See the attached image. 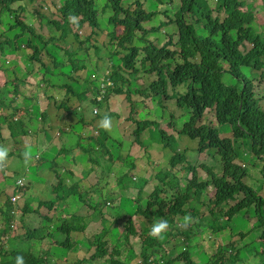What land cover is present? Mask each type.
Returning a JSON list of instances; mask_svg holds the SVG:
<instances>
[{
	"label": "trees",
	"instance_id": "16d2710c",
	"mask_svg": "<svg viewBox=\"0 0 264 264\" xmlns=\"http://www.w3.org/2000/svg\"><path fill=\"white\" fill-rule=\"evenodd\" d=\"M13 1L19 0H0V13L9 11L10 16L13 17L10 25L6 26L13 34H11V40L4 44L5 53L12 52L14 55H19L22 51L29 52L31 54L29 59L35 61H38V56L42 54L43 60L40 64L47 70L46 73L41 71L42 79L43 75L44 80L48 82H50V78H54L56 83H50L52 88L63 90L65 96L69 95L71 99H76V104L71 105L67 113L70 115L79 113L80 133L86 138L85 146H82V150H80L87 155V160L93 161V163L97 162L92 157V152L98 154L97 156L100 158L102 152L109 153V150L103 151V147H106V140L107 138L110 140V138L104 129L96 128L99 133L93 134L94 128H87L93 121L85 122V113L78 111L82 106L80 103L85 101L83 104H98L102 101L105 105L112 92L123 95L126 99H130L131 92L141 94L146 99L168 96L170 101H173L172 99L176 97L177 107L190 109V119L184 123L179 133L191 139H198V150H213L215 155L219 156L221 173L217 174L211 167L202 165L207 173L205 179L199 178L196 166L188 163L181 167L185 168L188 173L191 172V177L186 180L179 193L172 198V202L165 212L160 209L164 203L162 196L168 186L173 188L177 183L176 166L186 162L185 154L175 151L173 148L170 149L167 144H165V148H167L169 156L165 165L161 163L155 169L154 179L157 184L151 192L146 193L144 190L148 183L142 175L144 167L134 172L135 167L131 164L132 171L137 175L140 174V179L131 174V181H129L126 173L122 176L117 173V191L108 184L100 185L104 187L103 190L98 188L97 175L93 181L89 175L78 177L74 184L68 186L71 190L73 187V190L77 191L78 197L84 200L78 206L85 204L90 189L93 187V192L98 194L101 191L104 192V203L110 206H117V202L124 196L133 202L146 198V207L138 206L134 211L135 215L144 216V218L153 216L155 219L162 217L172 223L176 217L180 218L188 214V207L192 208V211L189 212L192 216L199 214L193 200L200 202L201 195L204 192H209L212 187L213 195L209 197L208 202L203 200V203L210 205L208 210L210 218L212 216L218 218L222 214V216L225 215V221L221 222L219 218L216 220V224L210 223L208 226L216 233L219 231L218 236H226L228 235L226 227L232 217L242 213L245 208L254 206V215L257 226L260 228L259 242L263 247L261 253L264 255V195L258 193L260 189L264 190V188H258L257 191L247 183L246 178L251 179L249 163H245L239 158V147L243 148L242 145L246 144L249 145L247 151L264 163V33L254 29L253 6L247 0H213L212 3L210 0H179V6L174 12V20L170 18L168 21H162L157 11H146L139 0H135V4L132 6L130 3L126 8L122 6V0H108L106 6L100 9H96L94 0H63L55 11L59 16L58 19L46 12L43 5L35 7L36 20L43 26L51 27L54 31L47 39L44 33L32 31L31 27L18 17V13L24 11L26 7L33 6L34 1L30 0L32 2L26 3L25 7L20 5L17 10H12L10 5ZM107 7L108 10H106ZM16 11L18 12L16 13ZM106 11H108L107 14ZM104 15L105 19L103 20ZM73 16L77 19L75 25L70 23V18ZM104 21L113 29L112 32L107 33L108 37L105 36L102 29L106 26V24L102 26ZM170 24L175 26L171 27L173 31L169 30ZM117 26L122 28L120 35L115 32ZM161 27H164L163 31L168 34L167 40L163 44L157 45L155 40L149 37V34L157 33ZM89 30L90 33L85 36V42H89L88 40L93 38L95 50L99 51L98 43L104 36L103 41L106 48L102 54H105L106 59L111 61L105 75L111 84L107 85L103 92L101 85L98 84L99 76L96 75L99 64L105 61L103 57L97 56L94 68H88L91 69L90 72H87L88 69H86L84 79H80L74 73L85 66V62L80 58L81 55L76 52L82 42L80 36ZM113 40H116L121 46L115 45ZM49 43L53 45L50 47ZM135 43L138 45L141 43L142 50H139ZM246 43L250 45L246 46ZM60 48L65 49L69 63H65L63 57L59 55ZM140 54L144 55L138 59ZM115 57H117L116 60L113 59ZM17 64L19 63L14 58L0 57V66L5 69L15 67ZM30 67L32 66L28 68ZM125 72L129 77L124 74ZM142 72L157 74L156 79L146 81V85L150 89L148 94L143 93L144 87H137L135 84L136 87L130 88L125 85L129 83L134 85V82L130 80L132 79L131 75L135 74L136 77L138 73ZM224 75L228 77L229 81H223ZM85 83H88V87L83 88ZM89 89L93 92L92 97L86 95ZM169 89L173 90L174 94L170 95ZM47 97L49 103L43 118L49 116L48 109L52 102L54 104L52 105L57 109H64L58 98ZM26 103L33 109H38V106L32 104L30 100H27ZM139 103L144 104L142 101ZM206 109L213 111L216 119L215 124H198ZM130 110H132V104H130ZM91 113L96 112L91 110ZM129 119L131 118L128 117ZM33 121L35 120L32 118L26 122L12 120L8 125L10 134L12 137L20 134L29 135L31 127L38 130L34 132L35 134L47 131L43 127L40 131ZM51 121V124L54 125L55 120ZM135 122L136 127L133 133L136 135H139L152 123L151 120H135ZM222 125L225 127L220 130ZM164 134L168 136L165 132ZM95 147L101 148L95 149ZM149 150L144 149L148 159L152 162ZM11 155H13L12 150L9 152V156ZM20 157H22L21 154ZM73 157L70 155L71 160L74 159ZM114 160L111 156L109 168L112 167ZM119 160L126 168L125 161ZM94 168L91 166L89 169L83 170L82 173L87 174ZM6 181L10 183L12 179L8 177ZM61 181L57 183V186L54 184L55 189L60 186L67 187V184H63L64 181ZM31 192L29 191V194L26 195L21 206L36 212L40 216L41 226L31 229L24 223L18 225L17 229L26 233L25 239L10 236L14 233L10 227L13 223L12 215L8 209L11 203L7 195H4V199H1L0 196V201L9 199L4 202V205H0V225H2L0 227V264H14V258L17 255L24 256L25 264H42V262L50 264L52 255L48 253L53 251L54 243L50 240L60 234L66 235L59 243L62 246L63 244L67 246L65 250H70L73 245H77L76 252L82 254L80 248L83 245L77 242L82 236L88 244L84 252L91 249L92 253L90 255L85 253L82 258L77 255L76 259H71L70 256L67 257L70 252H65L62 257L61 254L57 255L54 264H85V262H88L87 264H133L132 261L135 259L131 257L134 252L130 247V242L131 237L137 236L138 233L131 217L124 223L125 228L122 233H119L115 227L111 229L113 236L120 235L121 240L117 239L113 245H110L106 236L103 237V235L109 232L110 222H117L116 216L111 215L110 221L102 220L103 223L98 224L101 225L98 232L91 230L92 220L98 214L102 217L104 213L96 212L94 206L92 207L95 211L94 216L91 213L76 214L71 212L69 216L65 215L59 223L53 225L54 219L51 218L50 211L56 204L54 201H59L63 195L57 194L53 201L54 205L52 206L50 203L47 205L49 208L47 209L41 203L43 200L35 198L34 194L30 195ZM1 193L5 194L6 192L2 191ZM33 201H36L42 208L34 207ZM62 207L67 210V206ZM201 215L203 218L206 216ZM149 220V218L145 219L148 222ZM148 228L144 232H140L141 251L137 253L140 264H212L210 261L208 263L198 262L192 257L188 246H185L190 227L187 230H176L178 234L183 235L185 241L178 253H176L178 243H173V251L166 247V244L172 240H169L172 231L167 233L163 239H155L147 232ZM244 235V231H239L237 239L238 237L239 239L243 238ZM12 239H17L16 245L11 243ZM228 239L231 241L228 244L236 248L234 242L236 243L237 239L234 240L230 235ZM34 240H40L42 244L44 241L49 242L46 243L47 248L42 249L40 257H36L32 253L34 245L30 241ZM5 241L8 242V247L5 245ZM165 241L167 242L165 243ZM38 248L41 249V244ZM45 250H48V253ZM215 256H218V251ZM227 258L228 263H225L219 255L214 262L216 264H235L237 262L236 255L232 253L227 254ZM261 264H264V258Z\"/></svg>",
	"mask_w": 264,
	"mask_h": 264
},
{
	"label": "rangeland",
	"instance_id": "374dc122",
	"mask_svg": "<svg viewBox=\"0 0 264 264\" xmlns=\"http://www.w3.org/2000/svg\"><path fill=\"white\" fill-rule=\"evenodd\" d=\"M33 1V6H30L29 9L28 7H26L25 10L22 11V14L21 12H19L18 17L26 24H28L31 27L32 31H39L40 33H44L45 37L48 39L54 33V31L51 27L47 25L43 26L41 22L36 20V12L34 11L35 7L43 5L46 8V12L50 13L54 18L58 19L59 16L55 11L56 8L60 6L63 0ZM139 1L142 2V6L146 11H157L159 13V18L162 21H168L170 18L174 20V12L179 6V0ZM247 1L253 6V26L255 31L264 33V0ZM28 2L32 1L19 0L12 3L11 6L13 8L20 5H23L25 7L26 3ZM210 2L212 3L213 0H210ZM210 2L209 4L212 5ZM107 3L108 0H94L96 9H100L106 6ZM129 4L130 6L134 5L135 0L134 2L133 0H122L123 7L126 8ZM106 10H108V7ZM107 13L108 11H106V14ZM121 16H123V14H121ZM104 19L105 15L103 16V20ZM1 26L7 33L13 34L10 29L5 28L3 25ZM102 26L101 27L104 31L103 33L108 37L107 33L113 31L112 26L109 27V25L105 21L104 23H102ZM171 27L174 28V24L169 25V30L173 31ZM121 29L122 28H120V26H117V28H115V32L117 35H120ZM163 30L164 27H161L159 28V31L157 33L153 32L149 34V37L152 38V40H155V43L157 45L163 44V42L167 40L168 34ZM89 33L90 30L86 34L81 35L79 31L82 42L80 43V46L77 49L76 53L81 55L80 58H82L85 62V66L74 71V73L80 79H84L86 77V69L94 68L97 56H101L105 59V61H102L99 64V67L97 68V75L103 78L104 74H106L108 71L107 69H109V67L107 68V66H110L111 63L109 59H106L105 54H102V51L106 48V45L103 41L104 36L99 40L98 44L100 50L97 51L95 50V42H93V38L89 39V42H85V36H87ZM113 41L115 45L121 46L120 43H118L116 40ZM52 45V43H49L50 47ZM135 45L139 47V50H142L141 43H139V45L135 43ZM249 45L250 44L246 43V46ZM29 50L31 51V49ZM58 53L63 57L65 63H69L64 48H60L58 50ZM30 55L31 54L29 52L25 53L23 51L18 55L20 61L24 62L23 66H25V64L27 65V69L24 70L19 63L15 67H9L8 69H6V73L9 76L5 73L3 74L0 71V90L6 88V90L2 93V96H4L5 100L7 101L10 99V95L12 94L8 95V92L6 91L13 92L14 95H17V92L13 90V86L16 84L17 79V82L20 86V88H18V93L21 92V89L23 90V94H29L31 92L33 96H35L32 101L37 102L42 111L45 110L46 104L48 105L49 100L47 96L58 98L61 106L64 107V109H57L53 106L54 104L51 101L53 105L51 104L50 108L48 109L49 116L43 118L42 112L39 109H35L32 112L31 117L33 120H35L33 122L38 126L40 131L42 127L45 128L47 131H43L44 133L37 132L35 134L34 132L38 130H36V128L34 127H31L30 133H28L29 135L20 134L19 136L13 137L11 139V137L8 136V130H2L6 138L3 141H0V144L8 146L10 150L13 151V156H9L8 167L5 172L0 173L1 199L5 198L4 195H7L9 199L10 197H12L14 186L16 185V180L20 177H24L25 180H20L21 186L19 189L21 191L24 190V188H26V183L32 185L33 188L31 190L36 196L35 198H38L40 201L43 200L41 201V203L44 204L47 209H49L47 205H49L50 203H52V206L54 205L53 201L57 194L60 193L63 195L62 199H60L59 201H54L56 204L50 211L51 218L54 219V225L55 223H59L61 221V218L65 215L69 216L71 212H74L76 214H81L82 210H84V212L86 213L88 212V209L86 208L88 205L86 204L85 206H78V204L84 200L78 197L79 195L77 191L73 190V187L71 190L68 186H70L72 182L75 181L76 178H78L77 176H81V171L89 169L91 166H94L95 168L89 173L91 174L92 181L97 175L99 184L98 188L103 190L104 187H101L100 185L105 184L104 186H106V184H108L115 191L118 190V183L116 180L117 173L121 176L126 173V177L129 181H131V174L138 176L140 179V174L137 175V173L134 172H137L144 167L145 170L142 175L143 178L148 182L145 185L144 190L146 191V193L151 192L153 187L157 184V181L154 179V174L156 172L155 169L161 163H164L165 165L169 156V152L168 150H166L167 148H165V144H167L170 149L173 148L175 151L185 154L186 162L185 164L179 163L176 166V178L178 180L173 188L168 186L165 193L163 194L162 197L164 199V203L160 207L162 212L168 210V205L172 202V198L179 193V191L185 185L186 180L191 177V172L188 173L185 168H181L182 166H186V164L188 163L196 166L200 179H205L207 177L206 170L202 165L211 167L217 174L221 173L219 156L217 154L215 155V151H200L197 149L198 139H191L188 136L179 133L184 123L190 119L189 108L177 107L176 97L172 99L173 101H170L168 96H156L153 99H146L143 98L141 94H135V92H131L129 95V98L132 102L130 101V99H126L123 95H117L113 92L110 93L108 102L105 105L102 101H100L98 104H83V102L85 101H81L80 106H82L78 111L85 113V122L93 121L92 124L89 123L87 127L88 129L94 128L93 134L99 133V130L96 128L102 129L99 126V121L105 113L111 116L113 124L112 130L106 131L108 137L110 138V140L108 138L106 140L107 147H103V151L108 148L107 150H109V153L107 151L102 152L100 158L99 156H97L98 154L92 152L91 155L97 160V162L93 163V161L87 160L86 154H80V151L82 150L81 147L85 146L86 138L83 136V134L80 133L81 124L80 122H78L79 113H71V115L70 113H67L69 107L73 104H76V99H71L69 95L65 96V94H63V90H58L54 87L52 88L50 86V83H56V80H54V78H50V82H48L44 80L43 75L42 79L43 73L41 74V71H43L44 73L47 72L46 67H43L40 64V62L43 60L42 54L38 56L39 62L30 60ZM143 55L144 54H140L138 56V59H140ZM5 56L6 54L0 52V57ZM9 56L12 57L13 53L11 52ZM113 59L116 60L117 57ZM28 62L31 63L32 67L28 68ZM88 71L90 72L91 69H88L87 72ZM124 74L129 77L126 72ZM14 76H16V79L12 78ZM131 77L132 79L130 80L131 82H134V85L131 83L125 85H128V87L130 88H134L136 86H141V88L144 87L143 93L148 94L150 92V89L146 85V81H151L154 78L156 79L157 74L151 72L146 74L142 72L138 73L136 77L135 74H132ZM223 81H229L228 77L224 75ZM84 87H88V83H85L83 85V88ZM124 89L127 90V88ZM169 90L171 91L169 93L170 95L174 94L173 90ZM88 91L90 92L88 93V95L92 97L93 92L91 90ZM21 98V94H19L18 99L20 100ZM133 100H136L137 102H134ZM139 101H142L144 104L142 105V103H139ZM130 104H132V110H130ZM28 106L30 105L28 104ZM30 110L31 109L29 108V111ZM91 110H94V112L98 114H92ZM18 112L21 116H23V111H21L20 106H18ZM128 117H130L131 119L128 120ZM53 119L55 120V123L58 124L57 127L52 126L51 120ZM135 120H151L152 123L144 130H142L139 135H136L135 133H133V129L136 127ZM199 123L215 124L216 119L213 111L210 109H206L203 117L198 121V124ZM224 127L225 126L222 125L219 129L222 130L224 129ZM163 131L168 136H165ZM29 141H32L37 145L43 143L45 150L39 155L38 159L33 164H31L30 166H25L23 164L22 157H20V154L24 148V145ZM242 146L244 149L242 147H239V158L243 162L249 163L248 166L251 174V179L248 177L246 178L247 183L256 190L261 187L264 188V163H261L259 159H257V157L254 158L252 156V153L247 151V147H249V145L247 146L246 144H243ZM97 148L101 147H95V149ZM144 149H150V159L152 162H150V160L148 159V155L145 154ZM76 153H79L81 158L79 159L73 157L74 159L71 160L70 155L74 156ZM111 156L115 160L112 164V167L109 168V159ZM119 159H123L125 161V163L127 164L126 168L122 166V162ZM238 159L237 161L240 163ZM131 164L135 167L134 172L132 171ZM71 169H73V171L77 173V176H71L73 175V171ZM8 177L12 179V182L9 183L8 181H6ZM27 178L29 180H26ZM66 179L70 180V182H68ZM60 180H62L61 182L64 181L63 184H67V187L60 186L58 189H55L54 184L57 186V183H59ZM210 189L211 190L209 192H204L201 195L200 202L193 200V204L196 206L197 211L199 212V214H196L193 217L197 218L198 222L190 226V230L188 231L189 239L187 238L185 243V246H188L190 252L192 253V257H194L198 262L208 263L210 261V263L213 264L214 260L219 257V255H221L222 260H224L225 263H228L226 253L230 248H233L230 244H228L231 243L228 237L230 235V237L236 240L237 233L239 231H244V237L241 239H239L238 237V239L236 240L237 242H234L236 248H233V252H235V249H237L239 253L236 264H261L264 255H262L261 253L263 247L259 242L260 228L257 226L256 217L254 215V206L247 207L242 211V213L234 215L230 220L228 227H226L228 235L218 236L217 233H219V231H217L216 233V231L210 228L208 225L210 223L216 224V220L219 218L221 222H224L225 215L222 216L221 214V217L218 218H216L215 216H212L211 218L209 217L208 210L210 208V205H208L207 203L204 204L203 200H206V202H208L209 197L213 195L214 190L212 189V187H210ZM2 191H5L6 193H1ZM101 192L94 199L89 200V203L91 204L90 213L92 216H94L95 211H102L104 214L108 215H106L105 217H101L98 214L97 217H94L92 220L91 230H93L94 232H98L99 228L101 227V225L98 224L103 223L102 220H108L109 218H111V215L116 216L117 222H110L109 232L103 235V237L106 236L108 243L110 245H113L115 241H117V239L121 240V238L120 235H118V237H114L112 234L113 231H111V229L115 227L119 233H122L125 228L124 223L129 217H131L134 222V227L138 233L137 236L133 235L131 237L130 247L134 252V255L131 257L135 259L132 261L133 264H140L137 259V253L141 251L140 232H144V230L148 228L149 225L151 228L152 224L162 217L157 219H155V217L153 216L144 218V216H137L134 214V211L138 206L142 208L146 207V198L133 202L132 200H130V198L124 196L119 202H117V206H110L104 203V192ZM258 193H262L264 195V190L260 189ZM28 194L29 191L25 193V195ZM22 198L24 197L19 198L20 202L17 201L16 203L11 202L12 198L10 200L8 199L11 203L8 206V209L10 215H12V231L14 232L10 236H18V239L26 238V233L21 232L17 229L18 225H20L21 223L28 225L31 229H33L32 227L41 226L40 217L36 218L33 213L26 212H30L29 208L21 207ZM8 200H1L0 205H4V202ZM32 205L37 208H42L38 206L36 201H33ZM62 206H67V210H65ZM93 206L95 211L94 209H92ZM191 211L192 208L188 207L187 213ZM23 212H26L24 216H22ZM201 214H204L206 216L203 218V215ZM148 218L150 219L149 222L145 221V219ZM178 218L179 217H176L174 219V222L169 223L170 228L167 233L172 231V235L169 237V240H172L169 241V244H166V247L170 248L173 251V243H178L176 253L181 251L183 243L185 242L183 239V235L176 232V230L178 229L181 231V229L177 226ZM149 231L150 229L147 232ZM167 233H165L164 236ZM65 236V234H63V236L62 234H60L50 240L51 242H54L53 251L48 253V250H45L48 254L52 255L50 264H54L55 259H57V255H60L64 252H70V255H67V257L69 258L70 256L71 259H76L77 255L79 256V258H82L85 253L87 255H90L92 253L90 251L91 249L88 252H84V250L88 247V244L84 241L82 236L77 241L83 245L82 248H80L82 250V254L76 252L77 245H73V248H71L70 250H65L67 246L64 244L63 246L59 244L60 240H62L63 237L65 238ZM221 241L223 242L222 244ZM30 242L34 245L32 250L35 254L39 252L40 248L38 247L40 244L42 251V249L47 248L46 243H49L44 241L42 244L40 240H34ZM166 242L167 241H165V243ZM11 243L16 245L17 239H12ZM120 243L122 242L120 241ZM7 244L8 242L5 241V245ZM215 250L218 251V256H215ZM38 255H41V253H38ZM87 263L88 262H85V264Z\"/></svg>",
	"mask_w": 264,
	"mask_h": 264
},
{
	"label": "clouds",
	"instance_id": "9594fccd",
	"mask_svg": "<svg viewBox=\"0 0 264 264\" xmlns=\"http://www.w3.org/2000/svg\"><path fill=\"white\" fill-rule=\"evenodd\" d=\"M14 2H16V1H13L12 3H14ZM11 3V4H12ZM10 7H11V9L12 10H17V8L19 7H15V8H13L11 5H10ZM29 9V8H28ZM10 12L9 11H2L1 13H0V33H1V35H0V52H2V53H4V54H6L5 52H6V48L4 49V44L5 43H7V42H9L10 40H11V34L10 33H7L3 28H2V26L1 25H3L5 28H7L6 26L7 25H10V21L12 20V16H10V14H9ZM17 13V12H16ZM23 12H21V14H22ZM70 23H72V24H76L77 23V19H76V17L75 16H73V17H71L70 18ZM8 29V28H7ZM4 49V50H3ZM10 54H6V58L7 59H9V58H14V59H16L17 61H18V63H20L21 64V66H22V68L25 70V69H27V65L25 64V66H23V61H20V58L18 57V55H14L13 54V56L12 57H10L9 56ZM26 60V59H25ZM24 60V61H25ZM29 64H28V67L29 66H32L31 65V63L30 62H28ZM0 71L4 74H6V75H8L7 73H6V69L5 68H3V67H1L0 66ZM23 71V70H22ZM24 73V72H23ZM107 74V73H106ZM106 74H104V76H103V78H101L100 76H99V80H98V84H100L101 85V87H102V92H103V90L105 91V89H106V86L107 85H110L111 84V81L109 80V79H107L106 77H105V75ZM96 75H97V73H96ZM12 78H14V79H16V76H14V77H12ZM8 79V78H7ZM104 79V80H103ZM5 82H7V81H5ZM18 88H20V86H19V84H18V82H17V79H16V84L13 86V90L14 91H16L17 92V95H14L13 94V92H9V91H6V92H8V95L9 94H12V95H10V99L9 100H5V97L4 96H2V93L6 90V88H3V89H1L0 90V141H3L6 137H5V135H4V133H3V129H6V130H8V136L9 137H11V139L13 138L12 137V135L10 134V132H9V129H8V125H9V122H11L12 120L14 121V120H21V121H28V120H30V118H32L31 117V114H32V112L35 110V109H33L32 107H30V106H28V104L26 103V101L27 100H30L31 101V103L32 104H36L37 106H38V109H39V105H38V103L37 102H33L32 100H33V98L35 97V96H33V94L30 92L29 94H27V93H25V94H23V90L21 89V92H19L18 93ZM90 90V89H89ZM88 93H90L89 91H87L86 92V95L88 96V97H90L89 95H88ZM19 94H21V99L19 100L18 99V95ZM27 94V95H26ZM110 95V94H109ZM109 97V96H108ZM49 103V102H48ZM18 106H20L21 107V111H23L22 112V115L23 116H21L20 114H19V112H18ZM47 107H48V105H46V107H45V110L44 111H42L41 110V112H42V117H44L43 115H44V113L46 112V109H47ZM29 108L31 109L30 111H29ZM94 114H98V113H94ZM12 115V116H11ZM99 126L102 128V129H104L105 131H111L112 130V127H113V124H112V118H111V116L109 115V114H107V113H105L104 115H103V117L101 118V120L99 121ZM134 130V129H133ZM106 147H107V145H106ZM108 149V148H107ZM106 149V150H107ZM45 149H44V144L43 143H41V144H34L32 141H29V142H27L25 145H24V148H23V150H22V152H21V156H22V160H23V164L25 165V166H30L31 164H33L37 159H38V157H39V155L44 151ZM9 152H10V148L8 147V146H6V145H4V144H0V173H2V172H5V170L7 169V167H8V161H9ZM13 156V155H12ZM82 172V171H81ZM73 176H77V175H74V172H73ZM77 177H79V176H77ZM81 177V176H80ZM77 179V178H76ZM76 179H75V181H73L72 182V184H74L75 182H76ZM20 180H22V177H20V178H18L17 180H16V185L14 186V191H13V193H12V195L13 194H15L16 193V189H19L20 188V186L21 185H19L18 184V182L20 181ZM29 184H27L26 183V188H24V190H20L19 189V192H18V194H19V197H17V199H14V200H12L11 198L12 197H10V199H11V202L12 203H16L17 201H19V198H21V197H24V198H22V202L21 203H23L24 201H25V199H26V195H25V193L26 192H28V190H29ZM71 186V185H70ZM91 191L89 192V196H88V198H87V200L85 201V204L84 205H82V206H85L86 204L88 205V203H89V200L90 199H92V197H91ZM20 202V201H19ZM22 207V206H21ZM26 212H28V213H33V215L36 217V218H38V217H40L36 212H33V211H31L30 210V212L29 211H26ZM26 212H23V215L22 216H24L25 214H26ZM196 222H198L197 221V218H195V217H193L192 215H191V213H188V214H186V215H184L183 217H180V218H178V222H177V226L181 229V230H187L192 224H194V223H196ZM26 225V224H25ZM28 226V225H27ZM0 227H2V225H0ZM10 227L11 228H13V226H12V224L10 225ZM32 228H34V227H32ZM169 228H170V225H169V222L166 220V219H159V220H157V221H155L153 224H152V226H151V228H149L150 229V231H149V235L152 237V238H155V239H163L164 238V234L165 233H167L168 232V230H169ZM5 243V242H4ZM7 246V245H6ZM8 247V246H7ZM33 249V248H32ZM41 251V249H39V252L38 253H41L40 252ZM215 251H217V250H215ZM221 252V251H220ZM32 253H34L33 252V250H32ZM38 253H34V255L36 256V257H40L41 255H38ZM65 253V252H64ZM64 253H61V257L63 256L62 254H64ZM229 253H232V254H234V255H236V257L238 258L239 257V253H238V251H237V249H235V252H233V248H230L229 250H228V252L226 253V256H227V254H229ZM42 254V253H41ZM228 259V258H227ZM238 260V259H237ZM43 263V262H42ZM14 264H25V259H24V256L23 255H17L15 258H14ZM214 264H216L215 262H214ZM236 264V263H235Z\"/></svg>",
	"mask_w": 264,
	"mask_h": 264
},
{
	"label": "crops",
	"instance_id": "0c3cea01",
	"mask_svg": "<svg viewBox=\"0 0 264 264\" xmlns=\"http://www.w3.org/2000/svg\"><path fill=\"white\" fill-rule=\"evenodd\" d=\"M47 105V104H46ZM39 110H41V108H40V106H39ZM53 127H57L58 126V124L57 123H55L54 122V125H52ZM40 133V132H39ZM81 152V151H80ZM81 155H84L82 152L80 153ZM80 154L79 153H76L75 155H74V157H76V158H81L80 157ZM12 156V155H11ZM72 171H73V169H71ZM92 170H94V169H92ZM91 171V170H90ZM89 171V172H90ZM74 172V171H73ZM75 173V172H74ZM75 175H77V173H75ZM87 175H89L90 177H91V174L90 173H87V174H85V173H81V177L82 176H87ZM26 176V175H25ZM73 177V176H72ZM22 180H25L24 179V177H22ZM26 180H29L28 178L26 179ZM67 180V179H66ZM68 182H70V180H67ZM72 181V180H71ZM31 188H32V185H30L29 186V190L28 191H30L31 192ZM93 187H91V189H90V191H91V197H92V199H94L97 195H98V193H96V192H93ZM30 195H32L33 196V192H31V194ZM90 206H91V204L90 203H88V206L86 207L87 209H88V212L86 213V212H84V210H82V212H81V214H84V213H86V214H89L90 213ZM106 215H108V214H104L102 217H105ZM109 221H110V219H108Z\"/></svg>",
	"mask_w": 264,
	"mask_h": 264
},
{
	"label": "built area",
	"instance_id": "2783aa9c",
	"mask_svg": "<svg viewBox=\"0 0 264 264\" xmlns=\"http://www.w3.org/2000/svg\"><path fill=\"white\" fill-rule=\"evenodd\" d=\"M18 184L21 185V182L19 181ZM18 192H19V189H16V193L12 195V200L17 199V197H19Z\"/></svg>",
	"mask_w": 264,
	"mask_h": 264
}]
</instances>
